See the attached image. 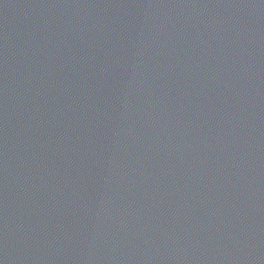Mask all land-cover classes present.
Segmentation results:
<instances>
[{"label": "water", "instance_id": "1", "mask_svg": "<svg viewBox=\"0 0 264 264\" xmlns=\"http://www.w3.org/2000/svg\"><path fill=\"white\" fill-rule=\"evenodd\" d=\"M0 264L21 263L0 243Z\"/></svg>", "mask_w": 264, "mask_h": 264}]
</instances>
